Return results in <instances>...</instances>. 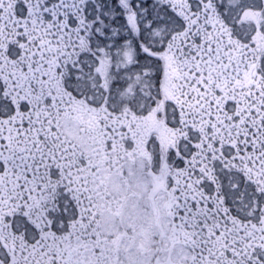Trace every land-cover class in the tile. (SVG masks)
<instances>
[{
  "label": "snow or ice",
  "instance_id": "obj_1",
  "mask_svg": "<svg viewBox=\"0 0 264 264\" xmlns=\"http://www.w3.org/2000/svg\"><path fill=\"white\" fill-rule=\"evenodd\" d=\"M0 264H264V0H0Z\"/></svg>",
  "mask_w": 264,
  "mask_h": 264
}]
</instances>
